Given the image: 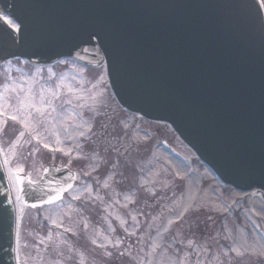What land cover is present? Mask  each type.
I'll list each match as a JSON object with an SVG mask.
<instances>
[{
    "label": "water",
    "instance_id": "obj_1",
    "mask_svg": "<svg viewBox=\"0 0 264 264\" xmlns=\"http://www.w3.org/2000/svg\"><path fill=\"white\" fill-rule=\"evenodd\" d=\"M0 10L21 26L15 54L106 63L130 111L170 123L224 181L264 194L260 0H0ZM96 31L103 38L88 39ZM74 179L48 165L31 183L0 148V264H18L16 197L30 207L52 204Z\"/></svg>",
    "mask_w": 264,
    "mask_h": 264
},
{
    "label": "rangeland",
    "instance_id": "obj_2",
    "mask_svg": "<svg viewBox=\"0 0 264 264\" xmlns=\"http://www.w3.org/2000/svg\"><path fill=\"white\" fill-rule=\"evenodd\" d=\"M14 63L15 61L13 60L6 62V65L3 67L6 68L5 72L0 73L2 75L1 79L6 81L7 85L5 90L2 89V91H0V111L4 113L0 115V143L7 154L9 162L12 166L14 165L13 168L15 167L17 171L23 173L26 172L31 175H37L40 174L41 169L44 168L46 163L53 162L57 165L64 163L65 165L84 171L87 176L93 174L97 179L102 180L106 186H113V189L117 191L116 194L123 199L131 198L132 194L134 197L136 196L137 199L133 202L132 208L129 210L125 209V212H123V215L126 214V221L128 220L127 217H129L130 212L141 209L143 212L142 225L151 226L148 230V234L151 235L150 238L159 239V236L161 237L163 235V239L161 240V255L156 262H147L146 260L144 264H172L171 252L170 256L165 255L163 248L170 247L171 244L169 239L173 242L177 235L182 240H191L194 238L199 240L205 239V245H208L211 249H216L218 243L214 240H217V237L216 235H211V232L208 230L214 229L218 232L220 229V231L224 233L225 239H233L232 232L229 231V226L231 225H235L236 227V247L242 251L241 254L243 257H246L249 262L248 264H263L262 261H259V256L264 258V238L260 234L251 237L248 230L249 227L244 219H251V216H249V207H246V205L254 203V209L257 211L258 208L259 211V215L257 216L258 221L264 228V203L262 202L261 195L257 192H252L251 195H249L225 186L224 191L226 193H232L240 199L227 197L220 200L215 199L214 201V192L217 190L209 188L215 185L214 180H216V178L213 174H209L208 188L199 193L200 202L197 204L198 188L207 184V179L206 181L204 180L203 174L192 172L190 168L192 166L189 165V162L182 159V157L184 158L186 155L194 158V153L182 144L183 142L179 139V136L171 128L166 127L164 124L159 125L153 122L134 119L131 116H117L124 132L128 131L129 136L132 133L137 136V138H134L133 141L130 142V149L128 152H115L113 156L110 157L105 153L91 151H83L81 153L80 151H75L72 147L68 148L64 145L59 135L63 133V124L70 117H83L88 111L86 107L89 106L90 109H96L100 112H107L104 111L107 110V108L111 109L112 106L110 103L113 104L112 100L110 98L106 99L103 95L104 89L99 87V79L101 77L97 79L85 72L81 78L83 84L80 88L75 87L77 81H74V88L78 89V93L72 94L69 92L64 96H60L50 106L51 110L47 118L48 125L46 126V130L48 133H53L51 135L55 140L53 144L60 145L61 151L47 152V149L41 146H36L38 149L31 151V145H33L35 141H41L43 143L48 142L50 144L51 140L41 131L34 133L32 140L24 144V146L17 147L16 151H10L9 148L14 140H16L14 133L18 130V121L9 119V116L13 114V109L17 105V102L13 99L16 98L18 100L21 97V95H16L15 92H23L21 89L24 88H27L28 91L30 89L31 92H36L39 88L35 94L39 97L43 96L47 101L49 97L52 98V92H57L60 87L57 86L54 81H61L57 74L54 77V81L52 80L53 74L60 71L61 68L59 66L52 67L49 70L48 68L43 69L42 72H37L38 76H36L29 73V69H25L19 65L15 64L16 67L10 66ZM101 80L104 81L103 76ZM13 89H15V91H13ZM69 100H71V103L67 102ZM65 104L67 106H65ZM53 108L55 111H53ZM55 117L58 118V122L53 125L52 121ZM108 119L110 120V116ZM83 123L84 120H81L80 124ZM155 130L159 132L157 136L161 138L160 142H158V138L152 139L151 135H149V133H152L154 136L153 132H155ZM78 133L76 129H72L71 135L73 140L79 137ZM162 142L173 150L170 148L167 149ZM65 162L68 163L66 164ZM94 166L95 168H93ZM109 171L112 172L105 176V173ZM202 172L206 174V171ZM160 181H162V183L156 184L154 187L157 188L156 194H150L149 184L154 186V182L157 183ZM84 188H87V191ZM84 188L82 191H80L79 187H77V189L75 188L76 190L74 189L69 194L71 198L67 200L65 198L61 203L46 209L35 208L33 210H26L20 225L19 264H60L57 261L59 257L64 258V261L63 259L60 260L62 264H67V262L70 263L69 256L72 255L66 256L63 248L47 246L48 244L46 245V243H44L42 236L54 235V231H52L53 228H55V233H57L58 226L67 223L69 219V210L64 213L60 212L64 204L63 202L71 204L76 203L78 200L80 204L81 200L82 207L89 209H98L104 204L105 200H97L98 195H96V193H100L99 185L95 184L92 187L90 183ZM131 190H133L132 194L130 193ZM172 191L174 192L173 196L171 195ZM92 194L94 197H92ZM110 194L113 195L114 191ZM115 196L116 195H113V197ZM77 197L82 199L79 200ZM151 197H154L155 200H150ZM162 197L165 201L168 200L166 211H164V204L160 203L161 199H163ZM150 201L152 202L150 203ZM175 202L177 204H175ZM238 209H241V211ZM161 210L164 212L161 216L160 227L155 228L153 224L155 225L156 222L159 221V218L153 215L151 219L150 215L151 213H160ZM216 211H219L220 215L217 214ZM212 213L216 214L218 217L223 215L222 220L220 222L217 221L218 217L214 216ZM226 213L229 215L226 216ZM93 217L94 216H92V218ZM100 218L101 217H99V219ZM149 219L151 220L150 222H148ZM82 220L83 218H81L80 221ZM206 220L209 221L206 222ZM200 222L203 223L201 224ZM205 223L207 225L209 224L208 229L197 227L204 226ZM182 224L194 225L196 228L192 232L196 234V237L191 236L189 232L182 238L180 232L175 231V229ZM249 225L251 228L253 227V229H258L260 233L261 226L256 223L255 220H252ZM140 230L141 232L144 231V227ZM169 232L170 234L168 236L167 233ZM121 233L124 235L126 234L120 229H116L114 232L117 237L122 236ZM131 233L133 234V236H129L131 240L138 238L137 231H131ZM173 243H175V241ZM109 249L110 250L106 252V249H103L102 253L98 251L99 249H94L96 253H93V256L98 258L95 260L91 259V261L94 264H113L114 260L117 262V258L112 259L114 248ZM85 252L87 255H91L90 250H86ZM233 255L235 254H231L227 249L226 254L223 256V261L226 259V264H230L229 259L231 258L230 256ZM101 257L103 258L100 259ZM125 261L129 262L128 259ZM180 264L187 263L180 262Z\"/></svg>",
    "mask_w": 264,
    "mask_h": 264
},
{
    "label": "flooded vegetation",
    "instance_id": "obj_3",
    "mask_svg": "<svg viewBox=\"0 0 264 264\" xmlns=\"http://www.w3.org/2000/svg\"><path fill=\"white\" fill-rule=\"evenodd\" d=\"M69 68H71V83L67 84H61L59 83V88L57 90V93L60 96H64L67 93L71 92L78 93V89L74 88V81L79 76V69L75 65H71ZM77 81V80H76ZM68 87V89H66ZM75 87L80 88V84L77 81V84ZM39 89V88H38ZM23 92L27 93L28 90L21 89ZM80 92V91H79ZM34 93V92H33ZM106 99L110 98L111 100L114 99V97H110L105 95ZM51 98L49 97V100ZM23 100V98H21ZM46 101V99H45ZM114 102L117 105V109L121 111H111L110 109L104 110L107 112H100L96 109H90V106L88 107V111L84 114V116L81 118L84 120L83 124H80L77 118L70 117L63 125V133L60 134V139L62 142H64V145H66L68 148L72 147L75 151H103V152H128L130 149V142L133 141L134 138H137L136 135L133 133L128 134L127 132H124L122 126L120 125L119 119H117V116H134L138 117L136 115H132L127 113L124 109L120 107V104H118L115 99ZM65 106H67L65 104ZM43 110H51L50 106L47 103H44L42 106ZM66 108V107H65ZM35 116L33 121H31L32 127L29 128V130L32 131V134L36 132H43L46 135H49L52 140L50 142L55 141L54 138L51 136L52 132H47L46 126L48 125V121L45 115V117H42L41 113H37L35 109H32V111H27ZM114 112V113H113ZM47 114V112H46ZM81 114V113H80ZM80 116V115H79ZM110 116V120L108 119ZM139 120V117H138ZM143 121V119H140ZM58 122V118L55 117L52 121V124ZM51 124V122H50ZM51 124V125H52ZM72 129H76L79 133V137L75 140L72 139L71 131ZM56 134V133H55ZM72 139V140H71ZM48 143V142H47ZM53 149H60V145H54L53 143L48 144ZM36 146H41V144H33L31 145V150H37L38 148ZM43 148V147H42ZM123 244L124 242H116ZM180 249H187L186 246L180 245ZM198 247H201V252L190 248L187 249L190 252H192L191 255H189V259H195L198 261H201L202 264H210V250L208 245H199ZM178 246H176V249ZM217 253V264H226L227 261H223V256L226 252V245L222 241H218L217 250L214 251V253ZM213 253V254H214ZM230 264H245V262H242L240 257H235L233 259H229Z\"/></svg>",
    "mask_w": 264,
    "mask_h": 264
},
{
    "label": "bare ground",
    "instance_id": "obj_4",
    "mask_svg": "<svg viewBox=\"0 0 264 264\" xmlns=\"http://www.w3.org/2000/svg\"><path fill=\"white\" fill-rule=\"evenodd\" d=\"M62 180L65 182V180L63 178H62ZM76 182L78 184H74L75 188L77 189V187H79L80 191H82V189L85 187L84 185H81L82 179H77ZM16 199H17L16 200L17 201L16 206L18 208L19 216H22V215H24V213L26 211L25 202L22 198H20L18 196L16 197ZM78 199L80 200L82 198H78ZM119 199H123V198L119 197ZM62 201L63 200H59L56 202V204H59ZM63 203L64 204H63L62 209L60 211L61 213H64L68 207V204H66L65 202H63ZM81 203L82 202L80 200V205H81ZM80 220H81L80 217L77 216L75 219V221H76L75 226H73V227L71 226V224L67 220V223H63V224L58 226L57 233H55V230H54L55 228H53L52 230L54 231V235H48V236L44 235V236H42V238L44 239V243H46V245L47 244L48 245H56L62 239H68L70 236H80L82 244H83V252L84 253H83V255H78L77 264H94L91 261V259L95 260L98 258L96 256L95 257L93 256V253H96V251L94 249H99L98 251H100L101 253L103 252L102 250L105 249L103 234L99 229H96L92 225H85V223L83 221H80ZM86 232L89 233L90 237L86 235ZM121 241H123L124 243L127 244V246L129 247V249L132 253L136 252L137 250H139L141 248L140 242H138L137 240L136 241L131 240L126 235L117 237L116 242H121ZM86 250H90V253H91L90 256L86 254V252H85ZM102 258L103 257H101L100 259H102Z\"/></svg>",
    "mask_w": 264,
    "mask_h": 264
},
{
    "label": "snow or ice",
    "instance_id": "obj_5",
    "mask_svg": "<svg viewBox=\"0 0 264 264\" xmlns=\"http://www.w3.org/2000/svg\"><path fill=\"white\" fill-rule=\"evenodd\" d=\"M93 35L101 36V38H103L102 33L99 31H96V32L89 33L88 39H91ZM117 71H118V69H117ZM13 91H15V89H13ZM30 92H31V90L29 89V93ZM58 98H59L58 93L53 91L52 92V98L50 100L45 101V98L43 96H41L40 102H41V104L47 103L49 106H51L53 104V102ZM67 102L71 103V100H69ZM27 108L35 109V111L37 113L43 114L42 107H37L36 103L33 102V98L31 97V95H29V97L27 99H23L20 101V106L18 108L13 109V114L9 116V119H11L13 121H18L25 128H31L32 127L31 122H30L31 113L25 111V109H27ZM53 111H55L54 108H53ZM3 114H4L3 111H0V115H3ZM23 135H24V133L21 132L20 136L23 137ZM44 147L49 148L50 146L48 144H44ZM17 179H19V177H17ZM30 182H32V181H30ZM69 187H71V185H69ZM61 191L62 190H56V195L50 197L47 202L53 203L54 201L61 199V195H60ZM33 207H35V205H33Z\"/></svg>",
    "mask_w": 264,
    "mask_h": 264
},
{
    "label": "trees",
    "instance_id": "obj_6",
    "mask_svg": "<svg viewBox=\"0 0 264 264\" xmlns=\"http://www.w3.org/2000/svg\"><path fill=\"white\" fill-rule=\"evenodd\" d=\"M79 208H80V204L78 203V201H76V204H72L70 207H69V209H70V212H69V219H70V224L71 225H75V223H76V221H75V219H76V217L78 216L77 214H79ZM79 217V216H78ZM108 222V224L110 225V221H107ZM116 222V221H115ZM107 229L108 230V228L107 227H105V225H104V227H102V229ZM75 238V236H70L68 239H74Z\"/></svg>",
    "mask_w": 264,
    "mask_h": 264
}]
</instances>
